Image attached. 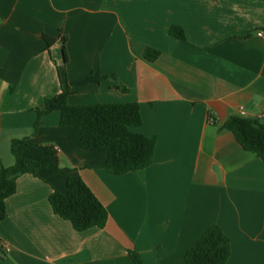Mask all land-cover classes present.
I'll use <instances>...</instances> for the list:
<instances>
[{"label": "crops", "instance_id": "obj_1", "mask_svg": "<svg viewBox=\"0 0 264 264\" xmlns=\"http://www.w3.org/2000/svg\"><path fill=\"white\" fill-rule=\"evenodd\" d=\"M260 32L264 0H0V163L14 166L12 142L28 139L58 148L61 165L46 182L18 179L0 264H134L130 250L142 264H180L214 226L230 238L227 264H264V162L223 128L264 115ZM90 74L108 79L73 87L69 104L138 103L134 131L157 142L149 168L109 174L59 112L35 130L45 101ZM70 170L107 209L106 228L80 233L54 213L49 197L67 192Z\"/></svg>", "mask_w": 264, "mask_h": 264}, {"label": "trees", "instance_id": "obj_2", "mask_svg": "<svg viewBox=\"0 0 264 264\" xmlns=\"http://www.w3.org/2000/svg\"><path fill=\"white\" fill-rule=\"evenodd\" d=\"M170 35L180 41L186 40L181 27L174 26ZM48 47L56 39L44 37ZM66 37L62 38L64 64L68 63ZM161 53L148 48L144 57L154 62ZM108 77L90 74L72 84H64L60 94L47 99L38 109L37 130L44 117L54 112L61 114L63 128H76L80 132V147L84 150L107 156L105 170L114 176H123L149 168L154 163L156 139L148 138L134 131L141 127L143 118L138 103H112L72 106L68 99L71 89L89 83H100ZM126 93L124 87H117ZM234 134L238 143L248 152L254 153L264 162V121L241 116L230 118L223 127ZM15 164L6 168L0 163V223L7 217V200L16 194L17 182L23 175L46 182L61 171L60 156L55 147L42 146L28 139L15 140L11 144ZM67 192L54 190L49 197L54 213L71 223L80 233L91 229H104L109 221V213L84 180L69 171ZM129 256L134 264H142L135 250ZM231 256V241L220 226L212 227L188 250L180 264H227Z\"/></svg>", "mask_w": 264, "mask_h": 264}, {"label": "built area", "instance_id": "obj_3", "mask_svg": "<svg viewBox=\"0 0 264 264\" xmlns=\"http://www.w3.org/2000/svg\"><path fill=\"white\" fill-rule=\"evenodd\" d=\"M258 36L264 37V33L263 32H260V33H258ZM255 119H258V120H261L262 121L264 119V115H260V116H258ZM55 149L57 150L58 153L60 152L58 148H55ZM5 249H6L7 252L10 251V247L8 245H5Z\"/></svg>", "mask_w": 264, "mask_h": 264}]
</instances>
